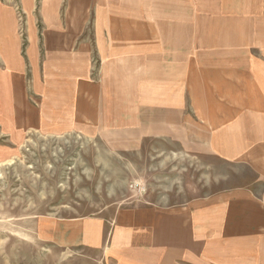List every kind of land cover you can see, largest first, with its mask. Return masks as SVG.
<instances>
[{
	"label": "rangeland",
	"instance_id": "374dc122",
	"mask_svg": "<svg viewBox=\"0 0 264 264\" xmlns=\"http://www.w3.org/2000/svg\"><path fill=\"white\" fill-rule=\"evenodd\" d=\"M42 5V0H0V264H115L111 241L121 211L150 204L182 205L256 182L258 175L243 155L246 149L248 155L262 153L253 133L260 130L258 121L264 122V32H251L248 48L240 39L223 38V33H216L222 36L218 47L172 48L159 46L156 39L154 47L137 48L121 46L127 42L119 38V45L111 47L114 34L134 33L108 31L103 32V54L93 44L82 54L87 56L84 63L68 64L63 63L64 57L60 62V49L44 44L50 34L46 24L52 17L42 13ZM186 35L189 45L198 43L197 35L206 44L212 42L206 38L213 33ZM115 55L124 62H113ZM141 55L144 58H137L135 66L140 65L139 75L145 77L143 89L159 94L150 89L159 82L148 78L151 70L165 77V87L173 90L166 97L186 88L189 119L206 122L203 129L189 126V139L202 134L205 143L147 141L138 149L121 142L126 138L110 131L104 119L103 137L52 129L64 120L44 113L52 114L47 99L56 98L58 114L72 108L62 102L67 90L74 85L82 88L85 82L92 84L93 91L98 89L102 70L103 93L109 87L116 88L114 92L122 90L127 81L110 84L116 69L126 65L120 75H133L131 61ZM179 56H187V78L184 66L178 67L175 60ZM52 79L61 82L63 95L59 89L51 92ZM46 84L48 92L42 87ZM178 102L174 98L173 104ZM90 109L98 106L91 104ZM212 120L219 121L220 131L206 126ZM233 125L235 129L229 131ZM226 135L237 143L234 147L241 159L234 164L208 155L213 150L210 136L219 137L216 147L226 153L227 146L221 142ZM103 221L104 247L103 242L97 247L71 243L65 234L67 230L74 233L85 222L101 227ZM92 231L86 228L82 235L90 238Z\"/></svg>",
	"mask_w": 264,
	"mask_h": 264
},
{
	"label": "crops",
	"instance_id": "0c3cea01",
	"mask_svg": "<svg viewBox=\"0 0 264 264\" xmlns=\"http://www.w3.org/2000/svg\"><path fill=\"white\" fill-rule=\"evenodd\" d=\"M42 2V13L52 17L46 24L45 30L50 34L45 37L44 44L60 49V62L64 57L63 63L68 64L76 61L84 63L87 56L82 54L88 53L86 49L93 44L101 48L103 54V32L108 31L134 33L130 36L114 34L110 39L111 47L119 45L120 40L117 39L119 38L127 42L121 46L137 48L154 47L156 39L159 46L172 48L218 47L217 40L222 36H216V33H223V38L226 39H240L243 41V47L248 48L252 46L250 33L264 32V0H42ZM188 32L213 33L206 38L212 42L200 43L204 38L197 35L198 43L189 45L185 40ZM78 47L82 48V51L73 50ZM115 51L116 49L112 53ZM118 56H113L116 58L113 62L117 64L124 62L121 58L118 59ZM181 57H176L175 60L178 67L184 66V78H187V56L183 59ZM137 58L144 56L131 59L133 65L131 76L120 75L122 69L127 66L124 65L122 68L117 65L119 68L116 69L114 81H110V84H116L121 79L127 81L123 84L125 86L122 90L117 88L114 92L116 88L109 87L103 93L102 70V86L98 89L94 88L93 91L92 84L85 82L82 88L75 89L74 85L73 89L67 90L68 97L62 102L71 104L72 108L58 114L59 110L55 109L56 98L47 99L46 103L52 104V114L44 113L53 120L55 118L64 120L57 123L58 125L54 124L52 129L59 127L61 133L78 132L90 137L99 135L103 137L104 119L110 131H115L116 135L126 138L127 141L121 142H129L133 146L137 145V148L147 141L181 145L193 141L205 143L202 134L190 136L189 139V126H199L203 129L206 122L189 119L185 100L186 88L183 93L181 91L183 88H180L181 90H176V95L172 93L173 96L166 97L165 95L173 90L165 87V77L156 76L154 70H151L152 75L148 78L159 79V82L157 88L155 84L151 87V83L149 88L159 91V94L143 89L146 82L145 77L139 75L140 65L138 68L135 66ZM128 62L129 58L126 59V63ZM53 80L49 82L51 92L55 93V90L59 89L63 95L64 89L59 88L61 82L56 83ZM43 86L46 91L51 90L47 84ZM79 94L83 95L82 99ZM174 98L179 102L173 104ZM91 104H96L98 109H90ZM99 119L101 121L96 122ZM218 122L212 120L206 126L218 132L220 131ZM37 124L39 128L40 123ZM246 124L248 126V123ZM258 126L260 130L253 133L258 137L254 143L262 145V153L259 156L250 153L249 156L246 149L243 155L244 162L249 163L258 175L255 183L195 198L182 205L150 204L121 211L115 222V233L111 241V252L115 253L114 263L264 264V122L258 121ZM234 129V125L228 128L229 131ZM49 132L47 130L45 133ZM131 136L132 140L129 139ZM208 140H210L208 144L213 148L208 152L209 156L233 164L237 159H241L236 155L234 146L237 143L231 135L221 141L227 146L226 153L220 150V146L216 147L220 144L219 137L214 139L210 136ZM96 222L102 224L100 221ZM98 223L85 222L74 233L67 230L65 234H68L71 243L78 242L97 247L103 242L104 247V221L101 226L103 238ZM86 228L93 230L90 238H84L82 235Z\"/></svg>",
	"mask_w": 264,
	"mask_h": 264
}]
</instances>
